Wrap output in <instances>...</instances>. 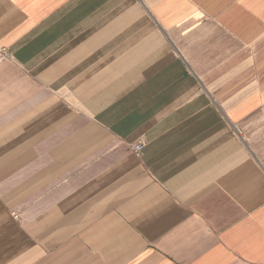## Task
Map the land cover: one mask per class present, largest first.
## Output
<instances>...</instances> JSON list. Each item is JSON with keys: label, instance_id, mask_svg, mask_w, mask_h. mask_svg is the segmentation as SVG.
Instances as JSON below:
<instances>
[{"label": "crops", "instance_id": "obj_1", "mask_svg": "<svg viewBox=\"0 0 264 264\" xmlns=\"http://www.w3.org/2000/svg\"><path fill=\"white\" fill-rule=\"evenodd\" d=\"M0 264H264V0H0Z\"/></svg>", "mask_w": 264, "mask_h": 264}, {"label": "built area", "instance_id": "obj_2", "mask_svg": "<svg viewBox=\"0 0 264 264\" xmlns=\"http://www.w3.org/2000/svg\"><path fill=\"white\" fill-rule=\"evenodd\" d=\"M1 52L3 55L6 53L5 51H1ZM144 145L145 142L143 140H138L137 142L132 144L130 148L135 154L139 155L142 152Z\"/></svg>", "mask_w": 264, "mask_h": 264}, {"label": "rangeland", "instance_id": "obj_3", "mask_svg": "<svg viewBox=\"0 0 264 264\" xmlns=\"http://www.w3.org/2000/svg\"><path fill=\"white\" fill-rule=\"evenodd\" d=\"M74 109H75V111L79 112V108H74Z\"/></svg>", "mask_w": 264, "mask_h": 264}]
</instances>
